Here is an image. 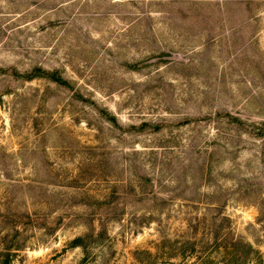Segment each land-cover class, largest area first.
Here are the masks:
<instances>
[{
  "label": "rangeland",
  "instance_id": "rangeland-1",
  "mask_svg": "<svg viewBox=\"0 0 264 264\" xmlns=\"http://www.w3.org/2000/svg\"><path fill=\"white\" fill-rule=\"evenodd\" d=\"M254 13L246 27L229 0H0V263L84 264L78 236L86 264L196 263L182 241L213 242L228 216L264 264ZM36 66L69 83L27 79Z\"/></svg>",
  "mask_w": 264,
  "mask_h": 264
},
{
  "label": "trees",
  "instance_id": "trees-1",
  "mask_svg": "<svg viewBox=\"0 0 264 264\" xmlns=\"http://www.w3.org/2000/svg\"><path fill=\"white\" fill-rule=\"evenodd\" d=\"M232 4L234 2L239 3L241 11L243 13V16H247L245 21L243 22V25L248 26H256L261 25L263 19L259 17L256 13H254V9L258 12L261 9H264V0H229ZM227 4V3H226ZM227 6V5H226ZM246 9L249 11L250 14H246ZM261 13V12H260ZM263 13V12H262ZM246 14V15H245ZM254 19V20H253ZM253 23V24H252ZM37 77H46L50 79L51 81L57 82L59 84H67L69 83L68 80L62 77V75L58 72V70L54 69L52 71L47 70L43 68L42 66H36L33 71H31L27 77V79L32 80ZM226 121L223 123L228 124L230 126H236L235 129H238L239 131H247L246 133H252L249 129L244 128L245 121L243 118H241L239 115L225 112ZM112 120H115L113 117ZM262 126H264V122H262ZM258 129H262L259 127ZM261 131V130H260ZM219 132V129H218ZM256 134V133H254ZM137 179V185L140 184L142 188V191L139 192V194L147 195L146 193H149L148 190H151L153 192L154 185L153 180L148 174H139ZM220 209L221 206H217V209ZM146 222L144 223H150L151 219H154V216L150 215ZM223 219L225 220V224L223 226L221 237L218 235L214 237L213 242L209 239H203L198 240L196 238H185L180 246L178 247L179 253L182 256L186 255H199L197 258L201 257V260H199L196 263L191 262L190 264H214L213 259L210 258V253L213 251H224V253L229 257L236 258L238 257L235 262L236 264H255L254 262H251L248 258H251L252 256L259 254V251L255 249V247L250 243L245 241L242 237L236 235L231 227V219L228 216H223ZM224 227L226 230H224ZM72 246L74 247H82L84 249V264H86V261L88 259V253H87V246L84 242V237L78 236L72 241ZM15 252H7L4 254V259L0 264H10L12 261V257ZM204 254L201 255V254ZM233 261L229 260L227 264H232ZM172 264H185L183 262Z\"/></svg>",
  "mask_w": 264,
  "mask_h": 264
}]
</instances>
